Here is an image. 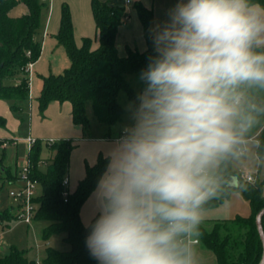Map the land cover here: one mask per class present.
Returning a JSON list of instances; mask_svg holds the SVG:
<instances>
[{"label": "clouds", "instance_id": "9594fccd", "mask_svg": "<svg viewBox=\"0 0 264 264\" xmlns=\"http://www.w3.org/2000/svg\"><path fill=\"white\" fill-rule=\"evenodd\" d=\"M155 55L95 190L86 247L99 264H199L219 166L264 115V6L179 0L150 28Z\"/></svg>", "mask_w": 264, "mask_h": 264}, {"label": "trees", "instance_id": "16d2710c", "mask_svg": "<svg viewBox=\"0 0 264 264\" xmlns=\"http://www.w3.org/2000/svg\"><path fill=\"white\" fill-rule=\"evenodd\" d=\"M264 6V0H255ZM23 3L27 12L14 17L11 12ZM48 5L41 0H0V100L9 101L14 112L24 110V102L30 98L27 64L35 63L41 55V44L37 40L41 14ZM91 8L100 45L92 50V39L84 38L81 47L76 45L70 9L62 6L60 29L56 38L65 48L71 66L63 74H50L42 78L43 87L38 98L40 113H44L51 102H69L72 105L73 122L84 132L90 128L87 109L90 107L95 122L109 127L122 121L126 114L119 102L121 92L134 101L138 91L132 77L139 80L140 73L147 67L149 56L155 55L150 36L154 16L140 2L135 9L144 28L147 50L143 53L128 50L120 57L115 40L119 26L127 18L125 8L109 6L100 0H92ZM28 53H30L28 55ZM10 82V83H9ZM14 82V83H12ZM264 104V101L258 102ZM0 127H6V119L0 116ZM6 142L0 139V151ZM51 152L49 159L42 158V150ZM76 142L72 139L41 141L36 139L29 152L31 177L39 182L41 192L34 200L36 214L34 221H46L42 236L44 241L54 235L63 234V242L69 245L65 251L47 247L40 264H99L86 247L90 224L81 220V208L104 173L108 159L99 154L95 165L86 166V175L75 191L63 184L68 176L70 156ZM259 157L264 156V128L259 137ZM232 158L223 162L218 169L219 188L215 198L209 200L204 210L218 207L232 193L240 194L249 204L248 217L237 216L230 221L215 223L211 230L200 226L199 242L216 256L217 264H259L263 245L256 225V216L264 208L263 182H247L239 178L231 167ZM45 163V166L42 164ZM4 172H1V170ZM6 174V178H2ZM238 176V185L229 186L233 177ZM14 174L0 159V180L13 181ZM65 191L68 195L64 196ZM95 220V219H94ZM93 220V221H94ZM16 221L13 206L0 211V226L10 228ZM92 221V222H93ZM264 231V222L262 219ZM0 264H38L27 256L25 250L10 246L9 252L0 254Z\"/></svg>", "mask_w": 264, "mask_h": 264}, {"label": "crops", "instance_id": "0c3cea01", "mask_svg": "<svg viewBox=\"0 0 264 264\" xmlns=\"http://www.w3.org/2000/svg\"><path fill=\"white\" fill-rule=\"evenodd\" d=\"M91 1L92 0H47L48 5L42 11L40 29L37 36V40L41 44V55L32 67V74L30 76V98L23 104L26 108L17 113L12 110V105L9 101L0 100V116L6 119V127H0V139L10 142L8 146H18L20 140H26L29 137L41 141L52 142L61 139H72L77 143L70 156V166L67 176L69 181L68 186L72 192L75 191L79 182L85 177L86 166L95 165L99 154L106 156L114 141L119 139L123 134V129L119 134H112L114 132H111L112 129L109 126L108 129H104V132L98 135L91 133V126L87 132H84L82 127L74 124L72 105L69 102H51L43 114L40 113L39 110L38 98L43 87L42 78L50 74H63L64 71L71 66V61L65 48L56 38L60 29L63 5H67L71 12L76 45L81 47L84 38L92 39V50L97 49L100 45L98 31L92 13ZM100 1L109 6L123 7L128 13L127 18L119 26L116 34L115 45L120 57H125L129 49L140 53L147 50L144 28L135 9V3L140 2L144 7L153 12L154 25H156L166 21L168 19L169 9L174 8L179 2V0ZM26 12V6L23 3H20L12 11V16L19 17ZM261 101H264V98L256 100L257 103ZM90 110L92 112V109L88 107L87 115L89 119ZM130 123L131 122H129V124ZM24 126L26 127V135L22 138L20 134L21 129ZM263 128L264 115L263 121L255 129L252 136L255 137L256 156L260 162L259 169L255 173H247L252 175L256 181L264 183V156L259 157L258 155L259 137ZM86 134L89 135L86 136ZM16 139L17 143L14 144L13 141ZM23 143L26 145L25 141ZM7 147H3L4 150ZM45 148L48 154L47 158L44 159L47 160L51 156V152L47 147ZM242 156H245V152ZM45 163L46 162H44L42 166H45ZM1 172H4V170L2 169ZM17 172L18 167L16 165V170L13 173L15 176L14 180L8 181L12 188L21 185V182L17 178ZM5 175L6 174H3L2 178H4ZM95 190L91 193L81 208V220L85 226L91 224L99 215ZM250 214L251 209L248 202L240 194L232 193L231 196L218 207L204 210V219L200 226L206 230H211L215 223L230 221L237 216L248 217ZM196 248L199 264H217V259L213 252L205 248L200 242L196 245Z\"/></svg>", "mask_w": 264, "mask_h": 264}, {"label": "rangeland", "instance_id": "374dc122", "mask_svg": "<svg viewBox=\"0 0 264 264\" xmlns=\"http://www.w3.org/2000/svg\"><path fill=\"white\" fill-rule=\"evenodd\" d=\"M12 15V12H11ZM140 77V76H138ZM137 78L132 77L133 85L138 92H141V89L144 87V82L142 80H137ZM250 95H252L255 100L264 98V90L259 89H250ZM119 102L126 110L121 122L111 126L112 134H119L123 127L131 120L129 119L130 113L128 110V105L130 101L127 98V95L124 92L120 93ZM91 109V108H90ZM90 119H91V133L92 134H101L104 132V129L109 127L104 124H99L94 122L93 113L90 110ZM263 121V115L259 116V123H257L246 135L245 143L243 147L245 148V156L237 155L235 158H232L231 167L236 173H255L259 169L260 162L256 156V142L253 133L255 129ZM26 127L24 126L21 129V137L23 138L26 135ZM89 134H86L88 136ZM24 140H20L18 146L9 145L3 152L0 151V159L2 158V163L4 166L9 167L12 173L16 170L17 167L23 163L26 158L29 156L27 146L23 143ZM77 144V143H76ZM47 150L44 147L42 150V158H47ZM5 176L4 178H6ZM238 177V176H237ZM12 187L9 185V182H3L0 180V211L12 206V199L9 196V191ZM37 192H41V187H37ZM240 197V196H238ZM237 208V207H235ZM48 225L46 221H32L31 224H26L20 221H14L11 224L10 228H2L0 226L1 235H0V254L5 255L9 252L10 246H16L20 250H25L27 256L33 259L41 261L45 256V250L47 247H53L57 250L65 251L69 249V245L63 242V234L52 236L49 241H44L42 236V231L45 226Z\"/></svg>", "mask_w": 264, "mask_h": 264}, {"label": "built area", "instance_id": "2783aa9c", "mask_svg": "<svg viewBox=\"0 0 264 264\" xmlns=\"http://www.w3.org/2000/svg\"><path fill=\"white\" fill-rule=\"evenodd\" d=\"M46 2L47 0H41ZM49 1V0H48ZM30 53H28L29 55ZM34 63L27 64L25 71L29 75V85H30V76L32 74V67ZM36 139L27 138L25 141L27 150L30 152L32 145L35 143ZM13 141V140H12ZM10 142L6 141L2 144V147H7ZM14 144L17 143V139L13 141ZM245 148L242 146V151L239 155H244ZM17 178L21 182V185L16 188H12L9 191V196L12 199V206L14 209V213L16 215V221L24 222L26 224H31L34 221V217L36 214V203L35 199L39 195L37 192V187H40L39 182L31 177V163L29 160V156L26 160L18 166ZM239 178L244 181L254 183L256 180L255 178L248 174V173H240ZM64 186L68 189L69 188V181L66 178L63 182ZM68 195V191H65L64 196ZM1 235V230H0ZM199 243V239H198ZM197 243V244H198ZM1 251V246H0ZM37 263L40 264L41 261L37 260Z\"/></svg>", "mask_w": 264, "mask_h": 264}, {"label": "water", "instance_id": "95a60500", "mask_svg": "<svg viewBox=\"0 0 264 264\" xmlns=\"http://www.w3.org/2000/svg\"><path fill=\"white\" fill-rule=\"evenodd\" d=\"M2 65H0L1 68ZM238 177H233L229 183V186H237ZM264 218V208L256 216V225L263 245V255L259 264H264V231L262 226V219Z\"/></svg>", "mask_w": 264, "mask_h": 264}]
</instances>
